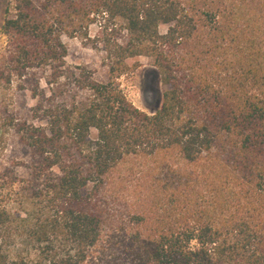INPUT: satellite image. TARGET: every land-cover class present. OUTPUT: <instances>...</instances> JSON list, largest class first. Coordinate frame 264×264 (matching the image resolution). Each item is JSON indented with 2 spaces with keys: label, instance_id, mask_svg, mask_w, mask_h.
<instances>
[{
  "label": "trees",
  "instance_id": "16d2710c",
  "mask_svg": "<svg viewBox=\"0 0 264 264\" xmlns=\"http://www.w3.org/2000/svg\"><path fill=\"white\" fill-rule=\"evenodd\" d=\"M93 22L105 80L66 61ZM0 29V264H264V0H6Z\"/></svg>",
  "mask_w": 264,
  "mask_h": 264
},
{
  "label": "rangeland",
  "instance_id": "374dc122",
  "mask_svg": "<svg viewBox=\"0 0 264 264\" xmlns=\"http://www.w3.org/2000/svg\"><path fill=\"white\" fill-rule=\"evenodd\" d=\"M6 0H0V26L3 19V7ZM109 35L101 32L98 22L90 23L87 27L85 35L67 36L63 35L62 40L68 51L66 61L68 64H85L94 71V77L98 80H105L106 67L102 63L104 56L103 40ZM5 44V36L0 29V50ZM137 61L138 66L134 72L120 78L128 99L138 108L151 112L156 110L162 98L163 86L160 84L156 68L150 61L139 56L129 59L128 63ZM15 103H25L30 105L32 99L27 93L18 97L16 93L13 95Z\"/></svg>",
  "mask_w": 264,
  "mask_h": 264
}]
</instances>
